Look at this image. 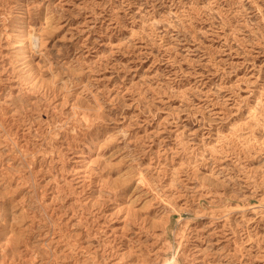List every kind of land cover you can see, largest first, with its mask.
Returning <instances> with one entry per match:
<instances>
[{"label": "rangeland", "instance_id": "374dc122", "mask_svg": "<svg viewBox=\"0 0 264 264\" xmlns=\"http://www.w3.org/2000/svg\"><path fill=\"white\" fill-rule=\"evenodd\" d=\"M162 263L264 264V0H0V264Z\"/></svg>", "mask_w": 264, "mask_h": 264}, {"label": "bare ground", "instance_id": "6f19581e", "mask_svg": "<svg viewBox=\"0 0 264 264\" xmlns=\"http://www.w3.org/2000/svg\"><path fill=\"white\" fill-rule=\"evenodd\" d=\"M5 34V33H4ZM28 35V34H27ZM34 38V37H33ZM30 39V38H29ZM31 40V39H30ZM34 41V40H32ZM33 43V42H32ZM32 46V45H31ZM40 50V49H39ZM36 73V72H35ZM37 76V75H36ZM40 82V81H39ZM173 261V260H172ZM167 262V260L165 261V263ZM172 263V262H171ZM163 264V263H162ZM168 264V263H167Z\"/></svg>", "mask_w": 264, "mask_h": 264}]
</instances>
